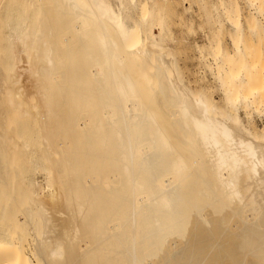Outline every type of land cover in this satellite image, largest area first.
Masks as SVG:
<instances>
[{"label": "bare ground", "instance_id": "1", "mask_svg": "<svg viewBox=\"0 0 264 264\" xmlns=\"http://www.w3.org/2000/svg\"><path fill=\"white\" fill-rule=\"evenodd\" d=\"M156 4L0 0V264H264L239 12L219 105L178 80Z\"/></svg>", "mask_w": 264, "mask_h": 264}, {"label": "rangeland", "instance_id": "2", "mask_svg": "<svg viewBox=\"0 0 264 264\" xmlns=\"http://www.w3.org/2000/svg\"><path fill=\"white\" fill-rule=\"evenodd\" d=\"M156 1L157 11L163 16L165 22L166 32L164 31L165 33L163 34V39H165L163 45L167 46L166 50H168L169 54L172 53L174 67L175 69L178 67L176 69L178 80L182 84L184 83L183 85L189 91H204L215 103L223 105V91L221 83L216 78V68L214 69L219 63L215 61L216 56L210 45L219 44L221 49L223 47L224 54H230L233 53L232 51H235L232 41L235 38H233V35L236 34V31L226 16L228 9L229 11H233L235 8L239 12L241 21L239 25V33L242 38L240 46L249 61H258L256 62L257 68L264 81V0H256L257 2L253 3V6H251L252 3L249 0H222V3L221 0ZM259 1L261 2L259 3ZM131 13L129 12L128 15H133ZM129 16L126 22L127 24H132ZM157 36L158 32L156 31L155 40L159 41ZM248 54L249 56H247ZM220 60L222 62V59ZM219 65L221 66V64ZM262 93L261 95L263 96H260L263 97V101L257 99L259 103L264 102V90ZM255 105L253 104L250 107L253 110L248 108L250 113L245 111L247 109L241 106L240 120L248 128L253 126L255 129L257 126L259 135L263 137L264 134L261 131H263L264 127V103L259 106ZM251 119L253 124L251 123ZM250 123L252 126H250ZM34 178L37 179L36 182L42 181V177L39 175Z\"/></svg>", "mask_w": 264, "mask_h": 264}]
</instances>
